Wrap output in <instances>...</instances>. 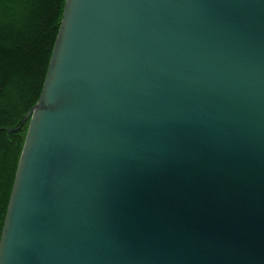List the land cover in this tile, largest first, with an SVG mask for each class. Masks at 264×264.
Listing matches in <instances>:
<instances>
[{"label": "water", "instance_id": "1", "mask_svg": "<svg viewBox=\"0 0 264 264\" xmlns=\"http://www.w3.org/2000/svg\"><path fill=\"white\" fill-rule=\"evenodd\" d=\"M27 121L0 264H264V0H65Z\"/></svg>", "mask_w": 264, "mask_h": 264}, {"label": "trees", "instance_id": "2", "mask_svg": "<svg viewBox=\"0 0 264 264\" xmlns=\"http://www.w3.org/2000/svg\"><path fill=\"white\" fill-rule=\"evenodd\" d=\"M64 5L0 0V236L28 126L21 121L40 97Z\"/></svg>", "mask_w": 264, "mask_h": 264}]
</instances>
